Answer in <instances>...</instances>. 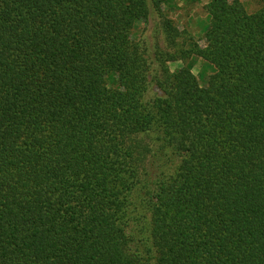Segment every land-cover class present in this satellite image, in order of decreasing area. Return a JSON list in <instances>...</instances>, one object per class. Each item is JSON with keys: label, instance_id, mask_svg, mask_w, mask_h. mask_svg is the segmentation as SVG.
I'll return each mask as SVG.
<instances>
[{"label": "trees", "instance_id": "obj_1", "mask_svg": "<svg viewBox=\"0 0 264 264\" xmlns=\"http://www.w3.org/2000/svg\"><path fill=\"white\" fill-rule=\"evenodd\" d=\"M174 1L0 0V264H264V0Z\"/></svg>", "mask_w": 264, "mask_h": 264}, {"label": "rangeland", "instance_id": "obj_2", "mask_svg": "<svg viewBox=\"0 0 264 264\" xmlns=\"http://www.w3.org/2000/svg\"><path fill=\"white\" fill-rule=\"evenodd\" d=\"M248 6L249 1L243 0ZM174 2L167 5H163L164 17L169 18L174 25L175 31L180 35V40L184 41L188 38H193L198 45L203 46L202 31L206 25V6L208 0H183L178 3L177 7L174 6ZM162 16L157 12L151 10L150 16L145 23L139 24L134 30L135 37L138 38L143 45L149 49L150 52L155 46H159L163 50H168L167 42L164 40V36L161 29ZM178 38V39H179ZM171 50V49H170ZM181 66V63L169 64L171 71L176 70ZM191 71L195 76L200 73L207 75L208 69L201 60H194Z\"/></svg>", "mask_w": 264, "mask_h": 264}]
</instances>
